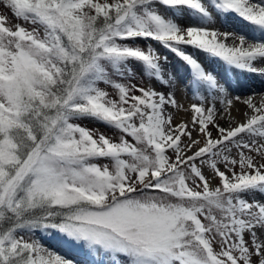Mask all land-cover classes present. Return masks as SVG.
Instances as JSON below:
<instances>
[{
    "label": "snow or ice",
    "instance_id": "snow-or-ice-1",
    "mask_svg": "<svg viewBox=\"0 0 264 264\" xmlns=\"http://www.w3.org/2000/svg\"><path fill=\"white\" fill-rule=\"evenodd\" d=\"M0 9V264H264V96L196 55L264 74V0Z\"/></svg>",
    "mask_w": 264,
    "mask_h": 264
},
{
    "label": "bare ground",
    "instance_id": "bare-ground-1",
    "mask_svg": "<svg viewBox=\"0 0 264 264\" xmlns=\"http://www.w3.org/2000/svg\"><path fill=\"white\" fill-rule=\"evenodd\" d=\"M227 25L232 29H236L237 27H239V24L235 21L234 18L232 20L227 21ZM189 51H195V50H189ZM196 55L197 57L203 59L204 61L211 62V66L213 68L217 67V69L215 68L212 70L214 72L213 74L227 81L231 87V91L234 92L235 95L238 96L240 94L247 93L246 97H248L247 95L253 96L255 98L264 96V74H260L258 72L249 73L241 70H229L223 64L213 60L212 58L206 57L205 55L199 52H196ZM168 57L169 60L167 65L172 66V69L169 67L168 72L171 73L174 76V78H178L180 82H184V80L189 79L190 69L185 65V63L175 56H168ZM173 71H175V73ZM160 86L161 85H157V88L160 89ZM161 88L165 90V86H161ZM240 97L245 98V96L243 97L240 96ZM240 106L243 108V106L240 104L237 107L241 108ZM179 116H181L180 118H182V115L179 114ZM179 116L177 118H179ZM221 123H223V121ZM47 244L56 248L57 251L64 252L65 254L69 255L71 258L77 261L78 264L89 263V260L85 262V260L79 257L75 251L68 253L67 250L66 251L60 250L59 247L56 246L55 241L47 240Z\"/></svg>",
    "mask_w": 264,
    "mask_h": 264
},
{
    "label": "rangeland",
    "instance_id": "rangeland-1",
    "mask_svg": "<svg viewBox=\"0 0 264 264\" xmlns=\"http://www.w3.org/2000/svg\"><path fill=\"white\" fill-rule=\"evenodd\" d=\"M3 9H0V12H2ZM217 26H220L219 23ZM155 46V45H154ZM190 50H193L191 48H189ZM159 51L161 52L162 55H168L169 56V52H167V50L163 49V48H160ZM201 61H203V66L207 69V70H210L209 66L206 64V62L203 60V59H199ZM207 63L209 64V61H207ZM169 67L172 69V66H168L166 65V70L168 71L169 70ZM211 71V70H210ZM174 72V71H173ZM186 81L187 80H184V82H181V86L183 89H178V87H176V84H175V88H176V94L177 96L180 94V96H178V98L181 99V102L185 104V106H187L189 103H190V99L192 98V95H190V92L188 93L187 90L185 89V84H186ZM147 82V80H146ZM220 83L222 84V82L220 81ZM158 85H160L158 83ZM160 90H164L163 88H161L160 86ZM179 90H180V93H179ZM179 93V94H178ZM231 96H237L234 94V92L231 91V87L229 89V92H228ZM246 94L247 93H244V94H240L238 96H245L246 97ZM247 96H250V95H247ZM239 105V103L237 104V106ZM241 107V106H240ZM242 109V107H241ZM180 115H182V118H185V114L183 112L180 113ZM181 116H179L178 119H180ZM84 123L90 127V128H94V127H99L102 131H107V129H105L103 126L95 123V122H92V121H84ZM109 135H111V132H109ZM61 250H63V248H60Z\"/></svg>",
    "mask_w": 264,
    "mask_h": 264
}]
</instances>
